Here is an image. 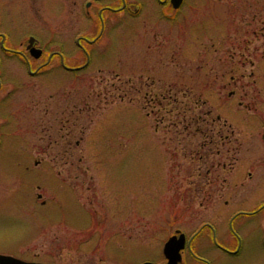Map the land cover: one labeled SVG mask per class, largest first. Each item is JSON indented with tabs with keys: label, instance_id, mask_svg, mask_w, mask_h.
I'll return each instance as SVG.
<instances>
[{
	"label": "rangeland",
	"instance_id": "374dc122",
	"mask_svg": "<svg viewBox=\"0 0 264 264\" xmlns=\"http://www.w3.org/2000/svg\"><path fill=\"white\" fill-rule=\"evenodd\" d=\"M89 1L0 0V254L47 264H135L177 230L191 237L205 227L193 245L213 264H264L263 179L224 188L232 168L239 180L233 160L264 148L262 129L254 141L245 135L243 146L224 143L230 103L247 107L230 100V77L222 76L234 61L264 70V0H186L182 10L166 12L171 20L154 0H128L132 12L112 37L102 28L105 38L93 45L83 74L50 68L31 77L24 60L3 49L24 52L34 37L41 46L57 39L68 54L88 31ZM137 1L145 4L140 11ZM232 5L250 6L238 24L251 42L236 45L246 60L231 61L224 44L239 29ZM219 41L218 62L207 49ZM76 57L78 66L86 61L79 49ZM29 59L32 70L42 62ZM240 115L244 134L256 132L254 119ZM258 162L252 171L264 172ZM255 210L237 216L241 242L233 240L229 219ZM208 224L240 249L237 256L211 257L217 250L207 247Z\"/></svg>",
	"mask_w": 264,
	"mask_h": 264
},
{
	"label": "flooded vegetation",
	"instance_id": "af4514ba",
	"mask_svg": "<svg viewBox=\"0 0 264 264\" xmlns=\"http://www.w3.org/2000/svg\"><path fill=\"white\" fill-rule=\"evenodd\" d=\"M142 1L144 3L146 2V0H142ZM154 1H156L158 7L161 10H163V14L165 13L164 15L165 17L164 16L163 17L168 20H171V17L169 14L166 13L167 11L182 10L184 7H186L185 3L187 2L186 0H184L183 4L178 9H175L173 7L172 0H154ZM87 3L89 4L86 6L87 13L85 17H86L87 29L89 32L87 31L85 33L86 36L77 37L75 41H72V43H74V47L71 48L68 54L62 52V50L64 49V47L62 48L63 43L57 39H54L51 43H46V46L44 45L41 46L39 44V41L36 39V42L33 45V47L41 51L39 58H35L34 56L31 55L30 50L32 48L29 49V44L25 47L26 51L24 52L11 49V48H5V47H3V49L5 50L6 53L9 52L16 57L22 58L25 63L24 65L27 66L28 71H29L28 73L30 74L31 77H36L38 75H41L42 73L49 71L50 68H51L50 72L52 70L54 71L62 70L70 75L83 74L84 72L88 71L89 68L91 67V62H92L91 59H92L93 54L95 53V49H93L94 46H99V44H102V40L103 38H105L104 33L101 32L102 28L104 29L106 28L105 31L107 29H110L111 33L109 34V36L112 37V34L118 33L119 28L122 27L121 24L124 22V19L126 18L125 14L132 12V6L128 3V0H90ZM134 5H135L134 7L135 11H140V8L145 4L141 5L140 2L137 1V4H134ZM248 7L250 8V6L245 7V5L240 6V7H238V5H232L231 6L232 12H230L232 22L234 21L235 23L237 22L238 24V19H240V14L245 13L248 10L247 9ZM98 21H99V28L97 29ZM262 28H264V25H262ZM241 31L242 30H240V25H239V29L236 28L231 33H229V38L227 37L224 42V44L228 43L230 47L228 54H229V58L231 61H234L237 56L239 57V59L243 58L242 60L247 59L246 57H244V55H246L244 52L239 54L236 51L237 49L236 45L248 44L251 42L250 39L241 36ZM260 32L261 34H263L262 30ZM94 33L95 35L93 36ZM252 34L257 35L258 31L254 30ZM3 41L4 40H2V45H4ZM21 45L22 47L25 46L24 42ZM220 45L221 43L219 41L218 49H207V50H213L212 52L213 54L214 53L218 54L216 57L215 55H213L214 56L213 59L217 60L218 62L220 60V50H221ZM224 47H226V45ZM77 49H79V51H81L83 55L86 56V61L81 66L77 65L78 63L76 59ZM98 51H100V48H98ZM29 56H31L37 61H42L35 70H32L33 68L32 64L34 61L31 62L29 59ZM209 56L211 55L209 54ZM228 75L230 77V81H229L230 84L227 87L229 88L228 93H229L230 100L235 98L236 100H238L236 101L238 107L240 108L247 107V108H246V111L240 110L239 108L235 107L234 103L232 106L230 103V115L233 120H231V123H229V127L232 129H231V133L228 136L225 135L226 137L223 138L224 143L228 142V144H232L234 142H237V146L238 145L243 146L245 135L248 136L247 137L248 140L254 141L256 139V135L257 136L259 135L257 134V131H261V129H262L261 136L264 139V70L261 68H257V67L255 68V65H253L251 69L238 68L237 63H235L234 61L233 67L230 69V71L224 72L222 74L223 77H227ZM219 76H220V72L216 71L215 77L218 78ZM1 85L2 84H1V77H0V87ZM224 87L226 88V86ZM239 92H241L242 94L239 95ZM87 105H88V102L86 101L84 106L86 107ZM75 107H76V104H74L73 108ZM241 111H243V114H245L243 119H246V121H249L250 118L254 119V122H256V128H255L256 132H249V133L244 134L245 132L244 127H242L241 129L239 126V122L242 120L241 118H239L241 116L240 115ZM217 120L221 122L222 118L220 115H218ZM225 124L227 125L226 121H225ZM232 151L233 153L238 152L237 148L233 150L232 149L227 150V152H232ZM213 153L216 155V157H219L220 150L217 149ZM252 154L254 155V157H246V158L242 157L241 159L235 158L233 160L236 163L240 162L241 170H239L238 173L236 174V177H239V180L234 181L232 179V176L237 171L232 168L234 172L232 171V175H229L230 179H229V176L224 179V182H225L224 188H228L229 186L243 187L244 185H246V183L258 182L259 179H261V181L263 179L264 181V172H257V171L253 172L252 171L254 168L255 162H258V160L259 162H262L264 166V148H262L261 150H258V149L253 150ZM220 162L221 161L215 162V167L220 166ZM246 168H250V169L246 170ZM248 179L249 181H246ZM216 187H219V186L216 184ZM42 204L44 205L45 202H43ZM256 211L257 210L253 212H249V213L240 212V213L235 214L233 217L229 219L230 230H231L230 232L234 237L233 240H235L236 238L239 242H241V237L237 235L236 230L234 229V222L236 221L237 216H240V215L255 216L257 215ZM259 214L260 213H258V215ZM208 225L210 229L211 227L215 228L213 226H210V224ZM204 229L205 227L201 231L195 233L191 237H188L186 233L181 232L180 230H177L174 234H171L169 236V238L165 241L163 246H160L158 248L160 250L157 249L156 251H153L155 247L148 248L149 250L144 251L143 254L145 253H150V254L146 255L144 259H142L139 262H136L135 264H144V263L167 264L168 259L166 258V255L164 253L165 244L171 237L173 236L180 237L181 234H184L186 237V246L181 251V261L179 262V264H213L215 263L211 261L210 259L205 258V256H201L199 252L195 250V246L193 245V238L196 236H199V234L202 233ZM211 231L213 233L210 236V238H208V240L211 239L212 244H210L209 242L208 243L209 245L207 247H209L210 251H211V248H215L217 250L216 254L213 253V255H211L213 259L215 257L216 261H220L221 257L227 256L231 258L239 254L240 249L232 248L231 244L229 246L226 243L225 235L221 237L222 238L221 240H219L216 236V230L211 229ZM232 235H229V237H231ZM202 252L207 253L206 251H202ZM210 253L212 252H209L208 254ZM156 255L159 257V260L154 258V256ZM211 257L209 256V258ZM121 259L124 260V257L122 256ZM44 264H47V263H44Z\"/></svg>",
	"mask_w": 264,
	"mask_h": 264
},
{
	"label": "water",
	"instance_id": "95a60500",
	"mask_svg": "<svg viewBox=\"0 0 264 264\" xmlns=\"http://www.w3.org/2000/svg\"><path fill=\"white\" fill-rule=\"evenodd\" d=\"M184 0H172L173 7L175 9H178L182 4ZM36 39L34 37H31L29 39V49L32 56L35 58H39L41 51L33 47L35 44ZM186 246V237L184 234H181L180 237L173 236L171 237L167 243L165 244L164 253L166 255V258L168 259L167 264H179L181 261V251ZM0 264H44L40 262H30V261H24L22 259H19L17 257L11 256V255H5L0 254ZM144 264H150V263H144Z\"/></svg>",
	"mask_w": 264,
	"mask_h": 264
}]
</instances>
